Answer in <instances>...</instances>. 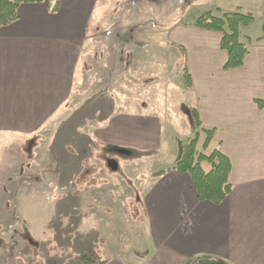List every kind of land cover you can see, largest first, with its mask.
<instances>
[{
    "label": "crops",
    "instance_id": "crops-1",
    "mask_svg": "<svg viewBox=\"0 0 264 264\" xmlns=\"http://www.w3.org/2000/svg\"><path fill=\"white\" fill-rule=\"evenodd\" d=\"M110 2L23 3L17 9V19L0 28V152L3 150L0 162L8 144L11 148L14 142L35 140L36 148L40 130L56 125L58 113L65 112L71 104L70 97L80 94L78 83L82 69L87 71L86 58L94 47L105 46L108 41L103 43L100 34L115 13H111ZM230 9L231 6L228 11H234ZM123 13L115 16L121 19ZM133 16L130 23L138 22L135 13ZM167 19L163 21L164 41L169 45L163 48L162 39H147L136 45L135 50L139 51L136 57L135 50L131 51L136 65L131 63L128 69L141 74L142 82L143 75L153 82L156 79L153 76L158 74L155 64L165 65L166 56H170H163L161 47L173 56L183 52L191 79L192 106L197 109L201 127L214 129L209 145L218 148L229 160L231 190L220 203L214 204L197 199L187 173L169 169L156 174L152 183L143 185L140 202L147 213L152 245L157 250L145 251L133 264H187V260L264 264V107L255 103L256 99L264 101V39L252 40L247 45L240 67L224 70L227 55L220 48V32L197 28L194 20ZM95 77L99 79L100 74L95 72ZM112 77L119 78L106 76ZM139 81L136 94L153 89V83L145 85ZM123 102L132 103L130 99ZM112 114L114 117H106L99 125L100 141L143 150L157 146L160 125L157 118L120 110ZM4 143L8 144L2 149ZM10 170L11 166L5 163L1 171ZM17 186L13 188L15 194ZM26 195L19 198L21 203ZM95 197L100 204V195ZM17 201L13 208L16 213ZM29 229L27 232L33 236ZM22 234L16 226L7 233L0 230V248L5 246L10 253L4 237L16 244ZM103 254L106 258L101 264H128L126 255H107L104 250Z\"/></svg>",
    "mask_w": 264,
    "mask_h": 264
},
{
    "label": "rangeland",
    "instance_id": "rangeland-1",
    "mask_svg": "<svg viewBox=\"0 0 264 264\" xmlns=\"http://www.w3.org/2000/svg\"><path fill=\"white\" fill-rule=\"evenodd\" d=\"M110 4L111 13H115L100 34L103 43L108 41L105 46L94 47L86 58L87 71L82 69L78 83L80 94L70 97L71 104L65 112L58 113L56 125L40 130L36 148L15 142L11 148L8 143L2 145L4 149L8 144L2 160L11 170L3 173L5 163L1 160L0 230L7 233L16 226L23 238L18 237L15 244V240L4 237L11 251L6 252L2 244L0 264H83V253L100 263L106 258L103 250L107 255H126V262L133 264L145 251H156L146 224L147 213L140 202L141 189L153 182L160 168L172 165L178 143L190 133L186 105H193L183 72V52L173 56L162 49L169 45L164 41L163 21L170 18L190 22L206 10L219 15L231 6L230 10L253 16V21L240 27L242 41L260 37L264 21V0H111ZM118 12H124L121 19L115 16ZM134 13L138 22L130 23ZM147 39H162L160 53L170 55L166 56L165 65L155 64L158 74L153 76V82L147 75H143L142 82L141 74L128 69L131 63L135 64L131 51ZM138 52L135 50V57ZM95 72L100 74L99 79ZM110 75L119 78H106ZM138 80L140 84L153 83V89L136 94ZM118 109L157 118V146L143 150L100 141L99 125L106 117H114L112 113ZM203 139L202 134L197 143L199 151H204ZM211 149L212 144L206 152ZM109 159L117 162V170L107 168ZM24 193L27 195L21 203L19 198ZM96 194L102 200L99 210L91 207L98 200ZM16 201L17 213L13 211ZM29 227L34 234L30 233L31 237Z\"/></svg>",
    "mask_w": 264,
    "mask_h": 264
},
{
    "label": "trees",
    "instance_id": "trees-1",
    "mask_svg": "<svg viewBox=\"0 0 264 264\" xmlns=\"http://www.w3.org/2000/svg\"><path fill=\"white\" fill-rule=\"evenodd\" d=\"M42 1L45 0H0V28L17 19V9L20 4ZM240 11H222L219 15H214L211 10H206L199 14L193 22V25L197 28L217 31L222 35L220 48L227 55V59L223 65L224 70L240 67L247 53V45L253 42L249 37H247L246 41H242L240 38V27L248 25V23L253 21L251 14ZM261 30V36L255 41L264 39V21L262 22ZM183 72L187 86L191 87V79L186 66H184ZM255 103L259 108L264 107V101L261 99H256ZM185 115L189 121L190 133L184 141L178 143L179 149L177 150L171 169L180 174L187 173L190 176L198 200H206L218 204L231 190V184L228 181L229 160L218 148H213L211 151L206 152V148L213 138L214 129L201 127L196 107L186 105ZM202 134L204 135L202 142L204 151H199L197 143L199 136ZM25 145L33 147L35 142L27 141ZM205 164L208 165L207 169L205 168ZM167 170L168 168L160 169L156 174L161 175ZM86 256L85 253L81 255L83 263L101 264V260L100 263H95L90 257ZM186 263L194 264L190 260H187ZM211 264L231 263L215 260Z\"/></svg>",
    "mask_w": 264,
    "mask_h": 264
},
{
    "label": "flooded vegetation",
    "instance_id": "flooded-vegetation-1",
    "mask_svg": "<svg viewBox=\"0 0 264 264\" xmlns=\"http://www.w3.org/2000/svg\"><path fill=\"white\" fill-rule=\"evenodd\" d=\"M111 147H112L113 149L116 148L115 146H111ZM110 160L114 161L113 159H109V160L107 161V166H108L107 168H111L110 165H109ZM114 162H115V164H116V169H113V168H112V169H113V170H117V162H116V161H114ZM101 203H102V202H101ZM101 203L98 204V203H97V200H96V203H95V204L93 203L91 206H93L94 208H97V209H98V208L100 207ZM98 210H99V209H98Z\"/></svg>",
    "mask_w": 264,
    "mask_h": 264
},
{
    "label": "water",
    "instance_id": "water-1",
    "mask_svg": "<svg viewBox=\"0 0 264 264\" xmlns=\"http://www.w3.org/2000/svg\"><path fill=\"white\" fill-rule=\"evenodd\" d=\"M117 150L120 151V152L127 153V151H125V150H123V149H117ZM109 165H110L111 169H112V168H113V169H116V164H115L114 161L110 160Z\"/></svg>",
    "mask_w": 264,
    "mask_h": 264
}]
</instances>
